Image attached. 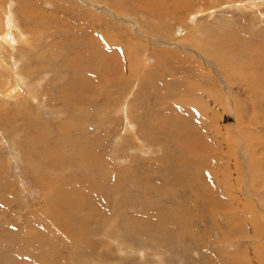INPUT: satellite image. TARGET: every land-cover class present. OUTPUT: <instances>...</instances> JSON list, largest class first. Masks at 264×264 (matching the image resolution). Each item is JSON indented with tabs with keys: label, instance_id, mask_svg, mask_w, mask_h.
I'll return each instance as SVG.
<instances>
[{
	"label": "rangeland",
	"instance_id": "1",
	"mask_svg": "<svg viewBox=\"0 0 264 264\" xmlns=\"http://www.w3.org/2000/svg\"><path fill=\"white\" fill-rule=\"evenodd\" d=\"M91 1L106 9L83 0L11 2L30 40L23 49L17 42L15 54L6 39L3 59L45 77L28 80L40 95L32 121V105L18 107L23 95L1 93L13 81L0 69V264H264V91L242 86L227 58L233 83L220 81L192 51L260 54L264 0ZM23 6L35 19L21 16ZM99 51L107 65L119 54L121 69L104 68L103 82L95 76L89 106L85 77ZM72 119L69 151L63 163L52 155L57 173H47L48 151L66 149L61 126ZM79 138L87 140L83 158ZM193 141L202 148L192 153ZM200 178L206 192L195 188ZM72 195L87 226L65 208Z\"/></svg>",
	"mask_w": 264,
	"mask_h": 264
},
{
	"label": "bare ground",
	"instance_id": "2",
	"mask_svg": "<svg viewBox=\"0 0 264 264\" xmlns=\"http://www.w3.org/2000/svg\"><path fill=\"white\" fill-rule=\"evenodd\" d=\"M84 2L85 1H87V3L89 4V5H94V6H96V7H99V8H105V7H100V5L98 4V5H96L93 1H91V0H83ZM177 1V0H176ZM178 1H180V0H178ZM11 2L13 3V0H0V69H2L4 72H7L8 70H9V77L12 79V81H13V83H12V85L11 86H9V83H8V88L7 89H2V91H1V93H4L5 92V96L6 97H9V98H17V97H19L20 95H23L24 97H23V100H21V101H19L18 102V107L19 108H24L25 106H28V105H32V106H30V107H28L27 109L28 110H30L31 112H30V116H31V119L30 120H34L33 119V111L31 110V107H34L33 106V102L35 103V99L36 98H39L40 97V95H38L39 93L34 89L37 85H35V87L33 88V87H31L30 86V84L28 83V80H32V84L34 83V84H37L39 81H41L42 80V77L44 78L45 77V75L44 76H42V77H39V79H36V77H33L31 74H28L27 75V73L25 72V70H24V68H20L19 67V65L18 64H16V63H14L13 62V65L12 66H9L5 61H4V59H3V52L5 51V50H9V48H12V51L16 54V52H18V48L16 47V43L17 42H19V44H20V48L21 49H23L24 47H23V45H26L27 43H28V41L30 40H28V34H27V32L25 31V29L24 28H22L21 27V25L19 24V22L17 21V19L12 15V10H11ZM31 2H32V0H31ZM94 3V4H93ZM178 3V2H177ZM252 3V2H251ZM24 5V4H23ZM38 6V4L36 3L35 4V6ZM176 5V4H175ZM177 5H179V4H177ZM26 6V5H25ZM182 6V5H181ZM26 9H28L27 7H26ZM38 9V8H37ZM106 9V8H105ZM178 9V8H177ZM5 11V14H3V12ZM25 11V15L26 16H30V18H32V19H35V18H33L34 16L32 15V14H34L36 11H34L33 13L30 11H26L25 10V8H24V6H23V9L21 10V16L23 15V12ZM7 12H8V14H7ZM38 12V11H37ZM40 13V12H39ZM41 13H43V12H41ZM40 13V14H41ZM114 13V12H113ZM198 13V12H197ZM156 14V13H155ZM159 14V13H158ZM37 15H39L38 13H37ZM40 16V15H39ZM106 16V15H105ZM164 16V15H163ZM169 16V15H168ZM165 17H167V16H165ZM164 17V18H165ZM23 18V17H22ZM162 18V17H161ZM169 19V18H168ZM157 20H159V19H157ZM142 30V29H141ZM95 35H97V32H95ZM141 36H144V35H141ZM10 37H12L11 39V41L9 40V38ZM115 38L116 37H114L113 39H112V43L114 42V40H115ZM6 39H8V42L10 41V43H11V45L9 46V48L7 49L6 47L7 46H5V44H4V42L6 41ZM128 40V39H127ZM103 44H102V46H100L99 48H97V49H101L102 50V48L104 47V45H106L105 44V39H103ZM129 41V40H128ZM151 43H153L154 42V40H149ZM196 41V40H195ZM243 41V40H242ZM31 42V41H30ZM132 42H134L133 40H132ZM158 43H161V42H159V41H157ZM9 43V44H10ZM6 44H8V43H6ZM133 44V43H132ZM163 44V43H162ZM165 44H168V45H170V46H173V47H180L178 44H175V43H168V42H166ZM132 47H134V45H131ZM136 46V45H135ZM185 46V45H184ZM150 47V46H149ZM201 47V46H200ZM206 47V46H205ZM220 48V47H219ZM133 50H135V47L134 48H132ZM149 49V48H148ZM184 49V48H183ZM190 49H192V47L190 48ZM136 50H137V48H136ZM237 50V49H236ZM259 50H260V54H257V53H254V54H248V53H243V52H238V53H233V51H232V53L233 54H231L230 52H225V49H220V52L218 53V55L216 56V57H211V56H206V57H204L203 55H201L197 50H192L197 56H198V58L205 64V65H207V67H211V68H213L214 69V71H215V75H217L216 77H218V79L220 80V81H223V80H226L230 85L233 83V81L231 80V74L228 72V74L229 75H227V73H226V66H227V63L225 62V61H223V58H227V60L229 59H231V62H232V64H229V65H231V68L230 69H233L232 68V66L234 67V69H233V71L234 72H236L237 74H236V76L237 77H240V78H242V79H240L241 81H243V82H240L241 84H242V86H246V87H248V89L249 88H251V89H256V90H263L264 91V45H262V47L260 46V48H259ZM132 50H130V52H131ZM138 51V50H137ZM176 51V50H175ZM231 51V50H230ZM125 52V51H124ZM164 52H166V51H164ZM205 52V51H204ZM131 53H133V52H131ZM131 53H128L129 55H131ZM176 53V52H175ZM97 54H98V52H97ZM172 54V53H171ZM11 55H12V52H11ZM117 55H119V54H117ZM116 54H114V55H112L111 57H110V60H109V64L107 65V63H106V61H104L103 59H105V57H106V54L105 53H102V51L100 52L99 51V58H97L96 59V61L97 62H95V64L94 65H96V69H95V73H93L90 69V67H89V65H88V74L90 75V76H94L92 79L90 78V80H89V75H87L86 77H85V80H86V82H87V91H86V95H85V97H84V102L87 104V105H89L90 106V104H91V101L90 102H88L89 100H90V98H87V96H88V94L90 95V92L89 91H91L90 89L92 88V86H91V83L96 79V77L95 76H100V77H98V82H103V78L102 77H104L103 76V70H104V68H106L105 69V71H104V74H112V73H114L115 75H118L119 74V69H121V65H120V59H119V57L117 56ZM126 55V54H125ZM247 57H249V58H247ZM261 58H263V59H261ZM132 59V58H131ZM123 61V59H122V57H121V62ZM125 62V61H124ZM216 62V63H215ZM103 63H105V66H103ZM126 64V63H125ZM137 64V63H136ZM161 63H159V65H160ZM214 64H216V68L218 69H215V65ZM234 64V65H233ZM238 64H240V66H238ZM131 67V66H130ZM128 68V67H127ZM229 69V70H230ZM36 72H37V69L35 70ZM233 71L231 72V73H233ZM262 71H263V73H262ZM40 72H44V74H46L47 73V71H46V69H43V70H41ZM197 72V71H196ZM91 73V74H90ZM102 73V74H101ZM135 73V72H134ZM40 74V73H39ZM105 75V76H106ZM121 77V76H120ZM88 78V79H87ZM107 78H108V80H110V76H107ZM133 78V77H132ZM146 78V77H145ZM106 79V78H105ZM257 79V81L255 82V83H253L254 82V80H256ZM147 80V79H146ZM218 80V81H219ZM7 80H6V78L5 77H3V75H0V85L1 84H5V82H6ZM43 81V80H42ZM105 82H106V80H105ZM191 82V81H190ZM193 82V81H192ZM101 84V83H100ZM189 85H191V84H189ZM233 87V86H232ZM229 88H230V86H229ZM190 89V88H189ZM192 89V88H191ZM232 89V88H231ZM203 91V90H202ZM188 92V91H187ZM190 92V91H189ZM97 93V92H96ZM252 95V94H251ZM2 97V96H1ZM184 98V97H183ZM2 101L6 104V100L5 99H2ZM54 101V100H53ZM256 101V100H255ZM95 103V102H94ZM197 103V102H196ZM37 105H36V108H35V110L37 111V109H38V107H39V105H38V103H36ZM191 105V104H190ZM92 107V106H91ZM116 107V106H115ZM127 107H128V105L127 104H124V107H123V109H122V106H120V108L122 109L121 111H126V109H127ZM117 108V107H116ZM120 108H118V109H120ZM129 109V108H128ZM73 111H74V115L75 116H79L80 115V111L79 110H77V109H72ZM120 112V111H119ZM28 113V112H27ZM128 113V111L127 112H125V118H126V121H127V130H129L130 132L131 131H134V127H133V125H132V121L129 119V115H127L126 116V114ZM199 113V112H198ZM39 114V113H38ZM237 114V113H236ZM26 115V114H25ZM29 115V114H28ZM110 115V114H109ZM174 118V117H173ZM172 118V119H173ZM6 119H7V117L6 116H2L1 115V111H0V129H2V128H5L6 126H4V125H6ZM238 120H239V118H238ZM238 120H237V122H238ZM107 121V120H106ZM177 121V120H176ZM72 122H74L73 121V119L71 120V122H68V123H64L62 126H61V129L65 132V136H62V138H63V144L65 145L64 147L66 148V149H63V151L61 152L60 151V153L59 152H56V150H49L48 152H50L49 153V155H48V164H49V166L46 168V172L48 173L49 171L50 172H55V173H57V171L54 169V165H55V162H53L54 161V158L52 157V155L56 158V159H58V162H61V163H63V157L65 158V153H63V152H68L69 151V149H68V146H67V144L65 143L68 139H69V136H73V135H71V133H72V131H74V129L72 128L73 127V125H72ZM108 122H109V119H108ZM30 123H31V121H30ZM4 124V125H3ZM75 125L76 124H74V127H75ZM34 126H35V124H34ZM161 127V126H160ZM159 127V128H160ZM166 127V126H165ZM71 128H72V130H71ZM37 129V128H36ZM76 129H77V127H76ZM75 129V130H76ZM166 129V128H165ZM13 131H14V129H12ZM13 131L11 132L10 130H8L7 132H8V134L9 135H11V133H13ZM60 131V130H59ZM168 131V130H167ZM170 131V130H169ZM60 134H61V131H60ZM63 134V133H62ZM61 134V135H62ZM171 134V133H170ZM136 135H138L137 133L136 134H134V136H136ZM172 135V134H171ZM174 138V137H173ZM219 138V137H218ZM79 141H80V150H78V151H81V154H82V158H83V156H85L86 155V151H87V149H86V147L84 146V143H86L87 142V140L86 141H84V140H82L81 138H79L78 139ZM244 141V140H243ZM69 142V141H68ZM194 142V144L192 145V153L193 152H195V151H197V149H201L202 148V145H200L199 144V141H193ZM72 143V142H71ZM31 147L35 150V148H34V146L33 145H31ZM63 147V148H64ZM62 149V148H61ZM221 149V148H220ZM219 149V150H220ZM34 150H32L31 152H33ZM222 150V149H221ZM30 152V153H31ZM243 152V151H242ZM245 152V151H244ZM235 153V152H234ZM243 155V154H242ZM87 156V155H86ZM192 156H193V154H192ZM195 161H198L197 159L195 160ZM32 162V161H31ZM31 164V163H30ZM87 164V163H86ZM86 164H84V167L86 166V169L88 170L89 169V163L86 165ZM83 166V165H82ZM200 166H202V167H210V168H212V166H209V165H200ZM242 167V166H241ZM2 168H4V167H2ZM1 168V169H2ZM218 167H216L215 169H217ZM227 168V167H226ZM232 168V167H231ZM259 168V167H258ZM3 170V169H2ZM40 171H44V170H42V168H40L39 169ZM212 170H213V168H212ZM45 172V171H44ZM49 172V173H50ZM101 172V169H99L98 170V172H97V174H99ZM103 172V171H102ZM37 173V172H36ZM96 174V175H97ZM223 174V173H222ZM123 174L122 173H119V174H116L115 176H116V178L118 179L119 177H121ZM39 177H41V175L39 176ZM38 177V178H39ZM220 176L218 175V171L217 170H215V172H214V179L215 180H219L220 181V178H219ZM194 178V177H193ZM225 178V177H224ZM248 179H249V177H247ZM114 179V178H113ZM244 179H246V178H244ZM1 180V179H0ZM42 180V179H41ZM198 180V179H197ZM200 181H201V183L199 184V185H196V187L195 188H197L198 190L200 189L201 190V192H204L205 190H206V181H205V179L204 178H200L199 179ZM228 180H230V179H228ZM227 180V182H229ZM47 181H49V179H45V182H47ZM241 181H242V179H241ZM49 182H51V181H49ZM118 182V181H117ZM216 182V181H215ZM232 182V181H231ZM115 183H116V181H115ZM217 183V182H216ZM254 183V182H253ZM50 184V183H49ZM194 185V184H193ZM180 187V186H179ZM92 189V188H91ZM67 190V189H66ZM219 191V190H218ZM69 192V191H68ZM103 192V191H102ZM196 192V191H195ZM206 192V191H205ZM71 193V192H70ZM101 193V192H100ZM197 193V195H200L201 193L199 192V191H197L196 192ZM215 194V193H214ZM249 194V193H248ZM71 195V194H70ZM78 195V194H77ZM77 195H72V196H69L67 199L68 200H71V198L72 197H74V196H77ZM195 195V194H194ZM66 196V195H65ZM97 196H99V195H97ZM102 196V195H101ZM221 196V195H220ZM222 197V196H221ZM94 198V197H93ZM73 199V198H72ZM77 201L76 202H73V203H66V202H64V203H66V204H64L65 205V208L66 207H68L69 206V208H71L73 211H75V213H73V211L71 210V212L74 214L73 215V219H74V221H76V220H78V221H80V220H82L85 224L84 225H86L87 226V223L89 224V222L90 221H92L89 217V215L88 214H85V212L82 210V209H80V206H79V203H78V196H77ZM96 199V198H95ZM101 199V198H100ZM225 199V198H224ZM64 200H65V198H64ZM63 202V201H62ZM69 202V201H68ZM96 202V201H95ZM215 202V201H214ZM87 203V202H86ZM245 203H247V202H245ZM60 205V204H59ZM81 205H83V203L81 204ZM214 206H215V208H216V204H213ZM262 205V204H261ZM61 206V205H60ZM63 206V205H62ZM228 206V205H227ZM64 207V206H63ZM86 207V206H85ZM224 209V208H223ZM70 210V209H69ZM90 210V209H89ZM94 211H95V209H94ZM217 212V211H216ZM59 214V213H58ZM87 216V218H84L83 216ZM222 216V215H221ZM58 219V218H57ZM73 221V222H74ZM81 221V222H82ZM186 221H188V220H186ZM61 223V222H60ZM80 223V222H79ZM148 223V222H147ZM33 224V223H32ZM74 224H75V222H74ZM81 224V223H80ZM79 224V225H80ZM91 224H92V222H91ZM183 224V223H182ZM72 225V224H71ZM83 225V226H84ZM62 226L64 227V228H66V229H68L69 230V224H67L66 222H62ZM73 226H75L76 227V225H73ZM82 225H81V227H83ZM81 227H79V228H81ZM262 227V226H261ZM34 228V227H33ZM74 228V227H73ZM62 229V228H61ZM73 231V230H72ZM88 231V230H87ZM74 232H76V230L74 231ZM87 233V232H86ZM81 234V233H80ZM40 236V235H39ZM32 237H33V235H28L26 238H27V240H32ZM37 237V236H36ZM104 237V236H103ZM103 237H101V239L103 238ZM41 238V237H40ZM81 238V237H80ZM79 238V239H80ZM39 239V238H38ZM84 239V238H83ZM109 239V238H108ZM111 239V238H110ZM51 240V239H50ZM81 240V239H80ZM41 241V240H40ZM86 241V240H85ZM43 242V241H42ZM115 242V241H114ZM115 243H117V242H115ZM233 244V243H232ZM39 245H40V243H39ZM4 246V245H3ZM121 246V245H120ZM91 247V246H90ZM118 248H119V245H118ZM120 249H121V247H120ZM244 250V249H243ZM91 251V250H90ZM36 252V251H35ZM34 252V253H35ZM121 253V252H120ZM8 255V254H7ZM96 255H98V254H96ZM96 255H95V257H96ZM94 256V255H93ZM102 255H100V257H101ZM5 258V257H4ZM7 258V257H6ZM12 258V257H11ZM102 258V257H101ZM43 259V258H42ZM85 259H87V258H85ZM94 259V258H93ZM0 260H4L3 259V256H2V254H1V252H0ZM89 260V259H88ZM98 260V259H97ZM102 260V259H101ZM43 261H45L44 259H43ZM107 261V260H106ZM97 262V264H100V262L101 263H103L102 261H96ZM7 264H10V262H8ZM106 264V263H105Z\"/></svg>",
	"mask_w": 264,
	"mask_h": 264
}]
</instances>
